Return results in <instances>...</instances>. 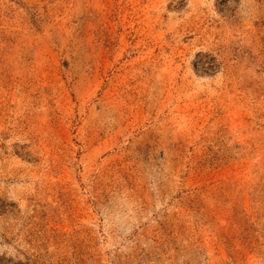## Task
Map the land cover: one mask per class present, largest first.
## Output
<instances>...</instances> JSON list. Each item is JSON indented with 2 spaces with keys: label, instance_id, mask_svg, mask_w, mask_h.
<instances>
[{
  "label": "rangeland",
  "instance_id": "374dc122",
  "mask_svg": "<svg viewBox=\"0 0 264 264\" xmlns=\"http://www.w3.org/2000/svg\"><path fill=\"white\" fill-rule=\"evenodd\" d=\"M0 264H264V0H0Z\"/></svg>",
  "mask_w": 264,
  "mask_h": 264
}]
</instances>
